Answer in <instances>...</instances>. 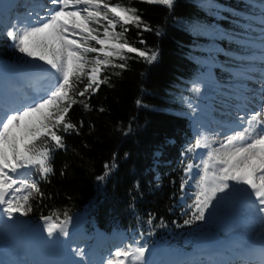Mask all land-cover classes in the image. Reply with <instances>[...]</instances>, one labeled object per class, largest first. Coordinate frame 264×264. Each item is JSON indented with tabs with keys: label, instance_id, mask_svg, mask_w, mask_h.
<instances>
[{
	"label": "trees",
	"instance_id": "trees-1",
	"mask_svg": "<svg viewBox=\"0 0 264 264\" xmlns=\"http://www.w3.org/2000/svg\"><path fill=\"white\" fill-rule=\"evenodd\" d=\"M131 6L140 10L151 31L131 27L128 42L157 51L158 58L149 64L128 54L126 69L106 70L110 83L102 84L86 101L89 110L73 106L69 117L78 127L83 121V126L79 134H64L66 149L54 152L55 174L40 181L45 195L32 202L29 216L39 220L57 210L71 216L87 207L84 226L89 231L141 226L153 239L164 241L165 228L182 223L173 205L181 193V154L195 141L189 117L201 114L196 101L211 94L200 85L199 73L215 66L211 53L217 44L245 45L236 36L231 40L229 33H240L233 20L238 16L235 11L246 6L240 0H174L171 9L131 0ZM21 60L20 53L9 48L7 37H0V62ZM106 163L115 167L98 181ZM157 173L159 187L153 181Z\"/></svg>",
	"mask_w": 264,
	"mask_h": 264
},
{
	"label": "snow or ice",
	"instance_id": "snow-or-ice-1",
	"mask_svg": "<svg viewBox=\"0 0 264 264\" xmlns=\"http://www.w3.org/2000/svg\"><path fill=\"white\" fill-rule=\"evenodd\" d=\"M139 2L169 9L174 4V0ZM36 8L39 10L27 13V21L14 22L6 30L13 47L43 67L51 80L43 93L28 101L18 106H0V217L8 220L27 217L33 212L32 202L44 197L40 181L55 174L54 152L66 149L64 134H79L83 126V121L79 127L72 122L69 113L77 104L85 110L91 108L86 101L102 84L110 83L106 70L126 69L128 54L149 64L158 58L157 51L142 50L127 40L131 27L151 31L140 10L131 6V0L128 4L110 0H38ZM261 15L264 17V12ZM260 80L264 81V75ZM194 89L199 91L197 86ZM257 92L259 107L242 110L244 114L236 117V127L222 141L201 134L188 149L206 152L200 164L189 162L185 166L187 178H181V191L190 180H194L196 189L189 205L191 218L185 224L204 221L221 194L234 192L244 199L247 212L264 229V83ZM217 143L219 146L213 147ZM114 167V163H106L104 175L97 176V180L103 181ZM40 219L51 243L61 244L59 237H69L72 217L67 211H53ZM151 222L150 217L148 223ZM147 252L146 245L133 241L111 253L103 264H148ZM76 255L83 257V250H76ZM259 264H264V240Z\"/></svg>",
	"mask_w": 264,
	"mask_h": 264
},
{
	"label": "rangeland",
	"instance_id": "rangeland-1",
	"mask_svg": "<svg viewBox=\"0 0 264 264\" xmlns=\"http://www.w3.org/2000/svg\"><path fill=\"white\" fill-rule=\"evenodd\" d=\"M37 1L38 0H36L35 3L32 4V7H34V8L36 7ZM39 1H43V0H39ZM250 2H251V4L254 5V7H251V5H250L249 11L251 12L253 10H256L259 12V15L256 17H252L253 21L245 20L244 25L251 30L248 31L247 35L243 36L242 40H248L250 42V44L255 47V51L254 52H245V51L243 52L242 51L239 53L237 52V56H240L241 59H239L237 62L232 63V64L220 62V65L222 66L223 71H221L219 77L217 75L216 76L213 75V72L211 70H207L206 72H204L201 75V81L203 84H205L209 87H213V85H215L216 82L217 83L221 82L225 86L224 88H226V87H231L233 89L235 88V90H231V93L237 94L238 89L242 88L243 86L244 87L248 86V88H249L251 85L247 84V83H250L252 80L253 81L252 83L255 85L254 86L255 89L252 88L253 92H255V91L257 92L260 84L262 83V81L260 80V77L263 74L261 69L264 68V43H262V41H264V23L261 22L262 20L260 21V19L263 18L261 13L264 12V0H250ZM6 6H7V2H4L3 6H2L3 10H1L0 17H3V15H5L6 17L4 18V21L10 22L11 20H13V16H12L13 11L10 10L9 8H6ZM28 7H30V6H28ZM26 8H27V6L25 7V9ZM25 9H23V10H25ZM35 9L37 10V8H35ZM21 18H22V16L19 15V17L16 19L19 21ZM26 21H27V19H26ZM259 27H261V28H259ZM258 29H259V32H258ZM253 55H255V56H253ZM250 57H252L253 59H251ZM16 71L21 73L19 70H16ZM248 73H249V75H248ZM245 76H247V79H245L246 78ZM263 83H264V81H263ZM223 92H224L223 90L222 91H219V90L215 91V94L213 96L211 103H208L206 105L200 104V107L202 108V110L205 111L207 114L209 113L208 114L209 117H208V120L199 119L197 121V123L194 125L193 130L198 135L197 138H199L201 136V134H205L210 138L216 137L218 142H219V141L223 140L225 135L231 133V132H227L229 130L227 127H225L223 125H219V124L214 125V123H213L215 121V119H217V118H221L223 116L233 118V117H236V115H237V112H233V114H232V113H229V111L227 109H220L221 106L230 105L232 102H234V101H232L233 99L229 101V99L224 96ZM222 101H226V103H224ZM236 102H238V101H236ZM224 121H226V120H224ZM218 146H219V143L213 145V147H218ZM196 150H197V154H198V149H196ZM200 162H201V160L199 161L198 164H200ZM188 188H190V189H188ZM195 190L196 189L194 187V181L190 180L189 184L185 187V192H187L186 194H188V196L186 198H181V203H179V205H178L181 207L186 206L185 207L186 209L185 208L184 209H185V211H189L188 212L189 214L192 213V209L189 208L187 200L190 199L191 202L193 203V194H194ZM227 194L229 196H227ZM240 199H241V196L234 193V192L221 194L220 199H218L217 201L214 202V207L211 208L208 213H206V219L204 221H198L199 224L194 229V231H191L187 235V237L184 238L185 243L188 244L189 241L194 238L193 244L195 245V244L199 243V241L201 240L200 238H202L204 235H205L204 236L205 238L209 237L208 233L203 232L205 229H207L209 227L221 228L222 222H223V216L226 220L228 219V218H226L227 213H228V207L231 206L232 201H235V203H237V205H241ZM221 203H222V205H221ZM228 205H230V206H228ZM254 219H256V218H254ZM82 220H83V215L81 217L80 223ZM219 220H221V221L218 222ZM25 221H27V220L23 219V217H22V220L20 221V223H25ZM189 226H192V223L189 224ZM261 229H262L261 224L254 222L253 217H250V221L248 222V225L245 227V232H244V234H242V237H244L246 239V242L248 244L247 247L253 245L252 244L253 238L256 235L260 234ZM98 235H99L100 240H101L100 236L103 237V234L102 233L99 234V231H98L93 237L95 245H97L96 241L98 240ZM105 238H106V236H105ZM104 240H106V239H104ZM70 246L74 248V245H70ZM152 247H153L152 245H147V248L150 249V250L148 249V252L146 253L147 259H149L150 256H152L154 251H155V248L153 250L151 249ZM258 248H260V247H258ZM83 251H85V249H83ZM88 251H92V252L90 254H87ZM88 251L86 253H84L87 255L86 264H103V261L95 262L94 259H92V254L94 252H97L96 250H94V248L91 247V248H89ZM109 252L113 253L114 248H110ZM171 253H173V252H171ZM174 254H175V252H174Z\"/></svg>",
	"mask_w": 264,
	"mask_h": 264
},
{
	"label": "bare ground",
	"instance_id": "bare-ground-1",
	"mask_svg": "<svg viewBox=\"0 0 264 264\" xmlns=\"http://www.w3.org/2000/svg\"><path fill=\"white\" fill-rule=\"evenodd\" d=\"M36 0H33L30 4L27 5V8L25 10H29V11H33L35 8L32 7V4L35 3ZM38 2V1H37ZM36 2V3H37ZM30 6V7H28ZM36 10V9H35ZM39 10V9H37ZM262 71V75H264V68L261 69ZM249 75V73H248ZM261 75V76H262ZM11 79L17 83H19V81H21V79L24 78V76H22L21 73H19L18 71H16L14 69V71L12 70L11 74ZM2 79H4V75H2L1 77ZM247 79V76H246ZM246 81V80H245ZM253 81L251 80L250 84L251 86L248 88V86L246 87H242L243 91L248 92V94L245 96V93H239L237 95V99H238V103L236 104H230L227 107L223 108L224 106H222L220 109H227L229 111V113L233 112H237V115L239 113L244 114L242 112V110H246V111H251L252 108L254 107H258L259 106V101H260V96L258 94V92H253V89H255V85L252 83ZM263 83V81H262ZM252 93V94H251ZM256 93L255 95V100H253V94ZM9 99V100H8ZM5 102V107L7 106H12V104H10L11 99L8 98ZM254 101V102H253ZM251 103V104H250ZM224 111V110H223ZM223 116V115H222ZM237 117V116H236ZM236 117H221V118H217L216 121L214 122V124H222L225 127L229 128L228 132H231V130H233L236 127ZM226 121H224V120ZM224 122H223V121ZM205 149H198V154L200 155L203 152H205ZM242 204L245 205L244 199L242 198ZM252 216L250 215L247 210L243 207H238L235 208L234 210H232L230 207H228V213L226 218H228L225 223H223V228H227L229 226H233L234 224L236 226H238V228L236 230H240L243 232V228L242 226H240V223H242L243 221H247L246 219H241L243 216ZM72 217V221L69 225V232H73L74 230H76V228H78L79 224H80V220L82 217L81 213H75L74 215L71 216ZM254 217V216H253ZM19 229L20 232L24 231L23 230V226H21V223L19 222V219L16 217L14 220H8L7 217H0V247L4 250H10L12 251L13 254L15 255H19V254H23V256H19L17 259L20 260H26L29 261L30 260V254L28 253V251H30L31 249L35 248L36 251H43L42 255H38L36 257V259L41 258L42 261H48L54 264H65V262H67V264H71V262L73 263L74 261L78 260V256L76 255V253L74 252V248L70 246V243L67 242V237H59V239L61 241H63V243L61 244H53L51 243L48 238H47V234L46 232L43 231L44 228V221L41 220L38 224H36L34 227L30 228L29 231H27V237H30L29 239L25 240H18L17 239V233H16V229ZM224 229H221L220 231L217 232V234L215 236H211L207 239L206 243L204 244L205 247H210L213 246L214 244H217V241H219V236H221V231ZM261 234L264 235V229L261 230ZM100 238H102V236H100ZM229 241L231 242V244L233 242H235V237H231L229 239ZM74 245V244H71ZM246 248V247H245ZM242 248V247H237L236 250L234 251H230L229 255L224 257L223 259H220L217 264H226L227 260H237L238 258V254L242 253L243 256L245 257V259H247V257L249 256V254L256 252V250L258 251L257 253H259L260 255V248L258 247H251V248ZM257 248V249H255ZM27 249V251H25ZM34 251V250H33ZM174 260L177 259V257H173ZM35 259V261H36ZM212 262V261H211ZM26 264H31L30 262H27ZM234 264V263H232Z\"/></svg>",
	"mask_w": 264,
	"mask_h": 264
}]
</instances>
